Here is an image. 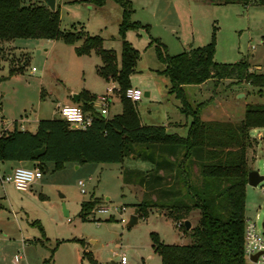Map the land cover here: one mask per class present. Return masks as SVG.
<instances>
[{"label": "rangeland", "instance_id": "374dc122", "mask_svg": "<svg viewBox=\"0 0 264 264\" xmlns=\"http://www.w3.org/2000/svg\"><path fill=\"white\" fill-rule=\"evenodd\" d=\"M33 1L39 0H24V3ZM144 1H131L135 9L131 19H148L152 29L125 32L126 39L139 51L130 77L131 83L142 90L141 98L136 101L137 109L143 123L176 121L168 131L185 135L188 127L185 121L189 123L191 117L180 111L179 99L169 92L168 77L160 71L164 63L157 58L151 37L161 35L167 52L174 54L207 43L214 26L216 61L246 58L251 69L264 73V5L245 8L239 3L206 5V0H176L161 10L153 7L155 4L143 7ZM57 3L60 29L81 27L91 35L99 34L103 46L113 49L120 58L118 24L122 12L119 4L113 0H106L101 6L87 0H58ZM162 21L166 22L162 25ZM170 21L178 24V32L172 30L177 26ZM80 42L81 39L70 43L62 38H14L4 42L0 73L6 78L0 83V93L7 121L25 113L33 117L39 109L41 115L50 117L73 91L89 88L100 94L108 85H116L97 73L101 59L95 51L87 55L75 52ZM11 67L15 70L21 67V70L9 75ZM184 89L193 107L204 103L200 109L203 119L238 120L243 117L246 103H264V87L259 92V87L249 82H235L230 78L218 82L209 78L203 83L187 84ZM146 90H150V95H144ZM120 111L121 102L115 89L106 116ZM25 125L33 128L29 122ZM251 133L255 132L251 130ZM249 164L264 175L263 141ZM22 165L32 166L28 162ZM46 165L48 169L27 190L17 189L10 182H0V264H89L85 252L97 263L120 264V254H124V264H160V255L151 245V232H156L166 243L192 241L191 230L180 229L163 206L149 207L137 222L126 225L142 189L123 181L122 170L124 167L149 169L150 162L131 154L123 162H87L78 167L67 162L60 170H52L51 161ZM79 179L84 181L85 192L80 190ZM262 184L264 178L255 186L246 185L245 215L256 220L258 229L264 217ZM90 197H99L100 201L82 219L81 202ZM100 206H108V210L101 211ZM197 218L195 210L192 225ZM15 254L21 255L18 262L14 261ZM246 264L259 263L247 257Z\"/></svg>", "mask_w": 264, "mask_h": 264}, {"label": "trees", "instance_id": "16d2710c", "mask_svg": "<svg viewBox=\"0 0 264 264\" xmlns=\"http://www.w3.org/2000/svg\"><path fill=\"white\" fill-rule=\"evenodd\" d=\"M101 6L106 0H87ZM121 7L118 24L120 58L115 51L103 46L99 34L91 35L81 27L60 29V13L42 0H0V64L4 57V42L14 38H62L73 43L79 55L95 51L101 59L97 73L117 84L121 111L102 116L93 107L96 94L82 88L78 103L93 114L85 128H73L60 116L40 118L35 130L21 129L13 124L4 129L0 121V162H28L42 172L53 163L52 170H60L66 162H123L128 155L151 163L149 169L124 167L123 181L141 187V197L134 205L137 216L149 207H166L180 229L184 220L198 211L197 222L190 226L192 241L188 244L166 243L151 232V245L160 255V264H246L244 252L245 202L247 174L250 160L255 158L258 141L251 130L264 125V103H246L238 120L203 119L200 109L188 101L184 85L215 82L230 78L264 87V73L250 68L246 58L234 62L214 59L215 27L210 40L199 46L169 54L166 45L151 37L157 58L164 63L160 70L169 80V92L180 101L179 109L191 119L185 135L168 131L163 124L141 123L137 102L125 96L131 86L139 51L126 39L128 29L148 30L149 25L131 19L134 11L131 0H113ZM215 4L239 3L264 5V0H208ZM15 67L9 69L13 74ZM5 78L0 73V83ZM1 100V93H0ZM45 147L42 154L35 150ZM196 167V171H194ZM99 197L81 202L79 215L87 214L99 203ZM111 219V218H109ZM89 264H99L85 252ZM49 263V262H48Z\"/></svg>", "mask_w": 264, "mask_h": 264}, {"label": "built area", "instance_id": "2783aa9c", "mask_svg": "<svg viewBox=\"0 0 264 264\" xmlns=\"http://www.w3.org/2000/svg\"><path fill=\"white\" fill-rule=\"evenodd\" d=\"M32 69H34V67H32ZM115 89L116 86L108 85L105 92L97 94L93 100L94 110H96L100 115L106 116L108 113L109 105L112 101V94ZM125 96L131 100L137 101L142 96V90L137 86L131 85L125 89ZM56 112L58 116H60L68 123L69 126L73 128H85L90 125L93 120V114L83 110L79 104H58ZM252 130L255 133H250L257 139L258 145L260 142H264V125L255 127ZM41 176L42 171L36 166L16 165L8 172H0V182H10L17 189L27 190L30 184ZM78 185L80 186L81 192H85L84 181L79 179ZM260 188L264 193V184H262ZM98 209L101 211H107L108 206H100ZM258 216L259 214L256 213V218ZM120 219L123 220L122 217ZM244 252L246 258L248 257L249 259L252 254L259 252L254 262L264 264V228L261 225V229H258L256 226V220L250 217L245 218ZM125 262L126 256L124 254H120L119 263L124 264ZM99 264L111 263L100 262Z\"/></svg>", "mask_w": 264, "mask_h": 264}, {"label": "crops", "instance_id": "0c3cea01", "mask_svg": "<svg viewBox=\"0 0 264 264\" xmlns=\"http://www.w3.org/2000/svg\"><path fill=\"white\" fill-rule=\"evenodd\" d=\"M131 1H133L134 2V0H131ZM176 0H146V1H144L143 2V7H145V8H147L148 6H149V4H155V6H153V7H155L156 9L157 8H160L161 10L162 9H164L165 8V5H167V6H170V5H173L174 4V2H175ZM58 2V0H55V4H58L57 3ZM206 2H207V4L206 5H227V4H215V3H210L208 0H206ZM229 4V3H228ZM243 6V5H242ZM248 6H250V5H247V6H243V7H248ZM164 7V8H163ZM155 9V10H156ZM135 10V9H134ZM142 17H137V19L136 20H139L140 22H142V23H145V24H148L149 25V28H150V30L152 29V23L150 22V21H147L148 19H141ZM163 20H164V18H162ZM166 21H162V25L165 23ZM170 24H172V25H174V26H177V29H172L174 32H178V24H176L175 22H173V21H170L169 22ZM173 26V27H174ZM214 27V26H213ZM182 33V32H181ZM126 35H127V33H126ZM150 36V35H149ZM151 37V36H150ZM154 37H158L160 40H161V38H162V36L161 35H159V34H157V35H154ZM199 46V45H198ZM90 54V53H89ZM82 55H87V54H82ZM117 55V54H116ZM25 61V60H24ZM101 64V63H100ZM17 70H21V67H17V69L15 70V71H17ZM15 71L13 72V73H15ZM3 75V74H2ZM4 76V75H3ZM6 78V77H5ZM105 80V79H104ZM106 82H111V81H107V80H105ZM113 82V81H112ZM204 82V81H203ZM202 82V83H203ZM111 85V84H110ZM117 85V84H116ZM115 85V86H116ZM131 85L132 86H136V85H133L132 83H131ZM187 84H185L184 85V88H185V86H186ZM117 87V86H116ZM84 89H86V90H88L90 93H94V94H98V93H95V92H93V91H91V89H89V88H84ZM185 90V89H184ZM79 91L80 90H78V91H73V93H72V95H71V97L70 98H66L65 100H64V102H62V104H79L78 103V93H79ZM147 92H148V95H150V90H146ZM112 102V101H111ZM80 105V104H79ZM178 106H180V105H178ZM57 108V107H56ZM42 113H40V109L39 110H37V112L35 113V115L33 116V117H27V114L25 113V115H20V117H11L10 118V120H8L7 121V118H6V115L4 114V112H3V105H2V98H1V100H0V121H1V124H2V126H3V128L4 129H11L12 128V126H13V124H14V122H15V124L18 126V128H21V129H29V130H35V128H36V126H37V122H38V120L40 119V118H48L47 116H45V115H41ZM166 114H167V117H170L169 116V114L166 112ZM57 115V112L56 113H54L52 116H50V117H54V116H56ZM140 120H141V123H143L142 122V119H141V117H140ZM25 122H29V124H31L32 126H33V128L31 127V128H29V127H27L26 125H25ZM185 123L188 125V122H186L185 121ZM144 124H146V123H144ZM177 123H176V121H169V120H167V121H165V123H163V125H165L166 126V128L168 129L169 127H171V126H173V125H176ZM23 163H25V162H20V161H12V160H10V161H4V162H1L0 163V172H8V171H10L13 167H15L16 165H22ZM67 163V162H66ZM65 163V164H66ZM73 163H76V162H73ZM80 164L79 163H76V167H78ZM65 166V165H64ZM52 167H53V163H52ZM248 184V183H247ZM20 257H21V255L20 254H15V256H14V261L15 262H18L19 261V259H20Z\"/></svg>", "mask_w": 264, "mask_h": 264}, {"label": "water", "instance_id": "95a60500", "mask_svg": "<svg viewBox=\"0 0 264 264\" xmlns=\"http://www.w3.org/2000/svg\"><path fill=\"white\" fill-rule=\"evenodd\" d=\"M43 2L48 7H50L51 9L55 8V5H56L55 4V0H43ZM144 95H148V92L144 91ZM44 150H45V147L42 146L41 148H38V149L35 150V154L36 155H40V154H42L44 152ZM263 178H264V175L261 174L257 169H251V170L248 171V174H247V183L249 185L255 186ZM137 211H138V208L135 207L133 209V212H131V214L129 215V218H128L127 222H126V225H132L135 222H137V219H138ZM184 225H185L186 228H190V226H191L190 220L189 219H185L184 220ZM261 225L264 228V219L261 221ZM258 253L259 252L252 254L250 256V260L255 261L256 258H257ZM111 264H117V263L115 261H111Z\"/></svg>", "mask_w": 264, "mask_h": 264}]
</instances>
